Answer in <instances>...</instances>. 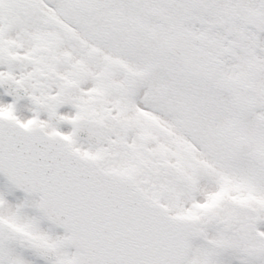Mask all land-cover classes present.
Wrapping results in <instances>:
<instances>
[{
	"label": "snow or ice",
	"instance_id": "snow-or-ice-1",
	"mask_svg": "<svg viewBox=\"0 0 264 264\" xmlns=\"http://www.w3.org/2000/svg\"><path fill=\"white\" fill-rule=\"evenodd\" d=\"M0 264H264V0H0Z\"/></svg>",
	"mask_w": 264,
	"mask_h": 264
}]
</instances>
